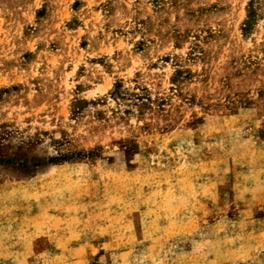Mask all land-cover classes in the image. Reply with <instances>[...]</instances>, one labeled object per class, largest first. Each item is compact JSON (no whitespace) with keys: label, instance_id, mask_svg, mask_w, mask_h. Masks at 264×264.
<instances>
[{"label":"rangeland","instance_id":"374dc122","mask_svg":"<svg viewBox=\"0 0 264 264\" xmlns=\"http://www.w3.org/2000/svg\"><path fill=\"white\" fill-rule=\"evenodd\" d=\"M0 264H264V0H0Z\"/></svg>","mask_w":264,"mask_h":264}]
</instances>
